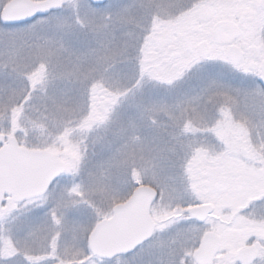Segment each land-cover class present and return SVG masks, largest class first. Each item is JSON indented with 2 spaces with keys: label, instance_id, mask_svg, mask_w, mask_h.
<instances>
[{
  "label": "snow or ice",
  "instance_id": "snow-or-ice-1",
  "mask_svg": "<svg viewBox=\"0 0 264 264\" xmlns=\"http://www.w3.org/2000/svg\"><path fill=\"white\" fill-rule=\"evenodd\" d=\"M0 264H264V0H0Z\"/></svg>",
  "mask_w": 264,
  "mask_h": 264
}]
</instances>
